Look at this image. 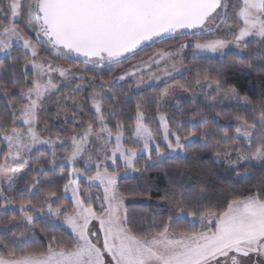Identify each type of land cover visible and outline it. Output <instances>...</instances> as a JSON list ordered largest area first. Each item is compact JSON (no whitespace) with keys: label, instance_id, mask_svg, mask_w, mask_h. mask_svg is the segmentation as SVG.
Instances as JSON below:
<instances>
[{"label":"snow or ice","instance_id":"obj_1","mask_svg":"<svg viewBox=\"0 0 264 264\" xmlns=\"http://www.w3.org/2000/svg\"><path fill=\"white\" fill-rule=\"evenodd\" d=\"M0 215V264H264V0H0Z\"/></svg>","mask_w":264,"mask_h":264},{"label":"trees","instance_id":"obj_2","mask_svg":"<svg viewBox=\"0 0 264 264\" xmlns=\"http://www.w3.org/2000/svg\"><path fill=\"white\" fill-rule=\"evenodd\" d=\"M158 47V46H153V48ZM150 51V49H145L144 52H148ZM226 59H228L229 61H231L233 59V53L232 52H228V55L226 57ZM204 63V64H208L209 62L211 63H215V61H209L207 59L204 60H200V61H194L191 59V57H185L184 58V63L189 65V67H191L193 64L195 63ZM105 79H107V76H105ZM178 81L180 83H185V81L187 82H191V77H189L188 73L184 74V77H180L178 78ZM172 83V82H169ZM160 88H163V85H160ZM136 97H133V101L130 102L129 107L132 106V104L134 103ZM188 105L187 103H185V108H187ZM227 110H225V115L222 117V122L228 121L231 119L230 116H228L227 114ZM189 116L191 115V113L189 112L188 114ZM173 119H175L176 117H172ZM185 119H187V117H185ZM151 127L155 128L156 125L155 123L150 125ZM213 127H215V125H213ZM187 131H191L192 127L189 125L186 128ZM232 130V129H230ZM55 134V133H53ZM130 147H132L133 145H129ZM198 147V145H197ZM42 151H44L42 149ZM139 166V165H137ZM59 171V169H58ZM34 174V173H33ZM65 181H60V186L62 187L63 183ZM120 183V193L121 195H123L126 198V202H125V207L128 209L129 213L132 214L138 221L139 220H148L150 218H152L153 216H157L159 215H166V213H159V210L156 208L155 206V201L158 199L157 195L144 191L143 190V180L137 179L135 178L133 175H129L126 179H123L121 181H119ZM227 184H230L234 187H236L237 189H239L241 191V193H244V190L246 188V183L245 182H236L235 180L233 181H226ZM246 194V193H245ZM38 196V194H37ZM150 197V199H149ZM21 198L23 199H33L35 200L37 197H29L26 193H17L16 195V199L19 201ZM61 203H67L66 200H61ZM7 215H12L11 212L7 213ZM17 216H19L20 214L17 212L16 213ZM7 216L6 215H0V220L6 219ZM38 225H40V227H43V224L40 221H37ZM176 227V226H174ZM47 231L52 232L55 235H61L63 234L62 229L60 228H56V229H47ZM41 244H46V238L45 239H41L40 237L36 238V242L35 244H33L31 241L28 242L27 245H23L21 248H17L16 251L17 253L21 252L24 249H27L28 247H37Z\"/></svg>","mask_w":264,"mask_h":264},{"label":"rangeland","instance_id":"obj_3","mask_svg":"<svg viewBox=\"0 0 264 264\" xmlns=\"http://www.w3.org/2000/svg\"><path fill=\"white\" fill-rule=\"evenodd\" d=\"M225 38H227V39H231V37L230 36H228V37H225ZM145 53H147V52H144V53H142L141 55H144ZM136 59H139V57H137ZM145 75H147V73H145ZM194 91H199V89L198 88H196V89H193ZM190 91H192V90H190ZM177 98H179V95H177ZM53 135H55V134H53ZM161 146H163V144H161ZM42 150V149H41ZM44 150V149H43ZM92 191H96V189H92Z\"/></svg>","mask_w":264,"mask_h":264}]
</instances>
